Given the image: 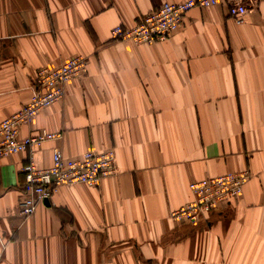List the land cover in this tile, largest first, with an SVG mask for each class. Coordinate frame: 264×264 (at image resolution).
I'll return each mask as SVG.
<instances>
[{
  "label": "crops",
  "instance_id": "0c3cea01",
  "mask_svg": "<svg viewBox=\"0 0 264 264\" xmlns=\"http://www.w3.org/2000/svg\"><path fill=\"white\" fill-rule=\"evenodd\" d=\"M184 1L0 0V122L28 104L39 67L87 59L18 135L61 138L0 159V264H264V0L241 25L217 5L165 42L112 38ZM54 147L68 159L112 149L115 174L61 187L23 219L21 167L49 168ZM243 170L242 194L197 224L169 218L191 182Z\"/></svg>",
  "mask_w": 264,
  "mask_h": 264
},
{
  "label": "built area",
  "instance_id": "2783aa9c",
  "mask_svg": "<svg viewBox=\"0 0 264 264\" xmlns=\"http://www.w3.org/2000/svg\"><path fill=\"white\" fill-rule=\"evenodd\" d=\"M259 0H186L181 3L163 2L156 10L143 16L135 26L113 28L114 40L136 45L167 41L184 23V18L193 9H207L222 5L236 24L245 23L251 10L258 7ZM87 70V59L82 56L66 58L61 64L43 65L38 68L32 83L31 98L19 111L0 122V159L19 153L33 155L46 143L57 142V132L40 131L19 139L22 125L32 124L34 118L45 108L60 102L65 86L73 80H80ZM23 184L22 199L18 212L23 219L31 217L36 206L50 200L59 188L73 185L96 187L101 180L115 174V155L112 149L104 152L85 151L76 159L63 157L59 148H52V165L37 168L30 159L21 167ZM251 179L249 170L228 173L216 177L193 181L189 184L192 199L178 209L171 210L169 217L179 220L186 216L190 223L197 224L217 207L240 196L244 186Z\"/></svg>",
  "mask_w": 264,
  "mask_h": 264
},
{
  "label": "rangeland",
  "instance_id": "374dc122",
  "mask_svg": "<svg viewBox=\"0 0 264 264\" xmlns=\"http://www.w3.org/2000/svg\"><path fill=\"white\" fill-rule=\"evenodd\" d=\"M170 218V217H169ZM173 222H175V223H189V224H192V225H195V224H193V223H190L189 222V220L188 219H186V216L185 217H182V218H180L179 220H174V219H172V218H170Z\"/></svg>",
  "mask_w": 264,
  "mask_h": 264
},
{
  "label": "water",
  "instance_id": "95a60500",
  "mask_svg": "<svg viewBox=\"0 0 264 264\" xmlns=\"http://www.w3.org/2000/svg\"><path fill=\"white\" fill-rule=\"evenodd\" d=\"M44 203L45 204H49V200H44Z\"/></svg>",
  "mask_w": 264,
  "mask_h": 264
}]
</instances>
